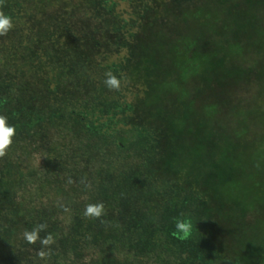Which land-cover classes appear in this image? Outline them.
Masks as SVG:
<instances>
[{"label": "rangeland", "instance_id": "obj_1", "mask_svg": "<svg viewBox=\"0 0 264 264\" xmlns=\"http://www.w3.org/2000/svg\"><path fill=\"white\" fill-rule=\"evenodd\" d=\"M77 1L0 7L14 25L0 36V115L16 130L0 158V264H264V0H128V16L124 4L109 15L101 0L92 10ZM187 39L197 43L187 56L207 59L162 93ZM1 44L27 64L12 65ZM107 73L130 100V114H118L126 146L118 131L95 135L75 121L113 109ZM232 182L240 190L228 193ZM89 203L104 215L86 217ZM40 224L46 248L23 238Z\"/></svg>", "mask_w": 264, "mask_h": 264}, {"label": "trees", "instance_id": "obj_2", "mask_svg": "<svg viewBox=\"0 0 264 264\" xmlns=\"http://www.w3.org/2000/svg\"><path fill=\"white\" fill-rule=\"evenodd\" d=\"M78 1H77V3H78ZM82 2L87 4L86 9L90 8V10H92L93 8H97L96 7V5H97L96 0H82ZM100 3L102 6H104V9L107 10L109 15L114 14V13L117 14L118 13L117 11H119V7L122 8V6L124 4L125 5L124 10L123 11L121 10L120 12L125 13V15L128 16V11L126 8V6L129 5L128 0H101ZM44 4L42 2L41 6L44 7L43 10L45 9V11H48V10L50 11L52 9H55L53 4L52 5L46 4V3H44ZM35 9H36V7H35ZM126 18H127L126 20H128V17H126ZM131 19H133V18L131 17ZM122 27L123 26H121V30H122ZM196 44H197L196 41H194V40L189 41L187 39V40H185V43L182 42V45L180 46V48H177L176 54L182 55V57L179 58L177 61V68H178L177 79L168 78V79L163 80L160 84V86H161L160 92L164 93L166 90H171V89L173 91V89H176V87H178L179 85L181 86L182 83L183 84L186 83L187 81H189V78H191L193 75H195L196 73L201 71L203 62L207 59V56H200V55H197V53L194 54L193 56H187V54H189L188 49L196 47L197 46ZM1 46H2V50L5 51L6 53H8V55H10V58H8V60L11 61L12 65L14 64L15 67H19V65L23 61V58L20 57V55H18L17 52H14V50H16V46L10 45V44H9V46H7L5 44H1ZM29 47H32V45L30 44ZM125 50L126 49L123 46H121L120 48H118V50L116 52L114 51V54L118 57H121V59H122L123 56L124 57L126 56ZM241 52L242 51L238 46H232L228 50V54H230L233 57L234 56L240 57L239 55L241 54ZM127 58L129 60L131 59L130 56H128ZM119 62L123 63V60H120ZM23 63L25 65L27 64V62H25V61H23ZM36 64H37V62L34 60V61L30 62L28 66H30V67L35 66ZM106 66H107L106 70L108 72L113 70L114 73H116L117 76L121 79V81L126 80L123 78V74L121 73V70L118 69V63H111V64L107 63ZM128 98L129 97H128L127 91H125V89L122 88L119 90L116 99L112 98V100L107 101L108 103H112L111 105H113V109H111L110 111L108 110V112L106 111L107 106H104L102 108H98L97 110L87 109L85 113L78 114V116L75 118V121H76L77 125L83 124L85 131L90 132V133L95 134V135H110V134H113L114 132L118 131L119 136L117 137V142L119 143V145L120 146L129 145V142H130V144L132 142V140H130V138L132 136H130L128 133L123 131L125 124L120 122L118 119L119 112H122L124 115L130 114L131 107H130V100ZM206 109L208 110V112L213 111L214 106H207ZM120 129L122 132L119 131ZM145 131H146V128H139L138 134L144 135ZM260 149H261V151L263 150V153H264V147H262ZM263 157H264V155H263ZM263 157L261 156V158H263ZM14 182H16V180ZM234 189L237 191H238V189L240 190L239 182H232V183L228 184V193L230 192V190H234ZM250 195H252V194H250ZM179 236H181V235H179Z\"/></svg>", "mask_w": 264, "mask_h": 264}, {"label": "clouds", "instance_id": "obj_3", "mask_svg": "<svg viewBox=\"0 0 264 264\" xmlns=\"http://www.w3.org/2000/svg\"><path fill=\"white\" fill-rule=\"evenodd\" d=\"M3 6V0H0V7ZM14 27L11 18L6 16L3 11H0V36H5ZM105 85L110 90L119 91L120 80L112 73L106 74ZM16 135L14 126H11L7 122V117L0 115V158L7 155L8 149L13 143V137ZM84 215L90 218H100L104 215L103 203H89L85 207ZM47 228V225L40 224L34 227L31 231H25L23 238L28 244H35L38 240L42 247L46 248L53 243L51 236L41 238L39 233ZM191 223L190 221H177L176 230L181 234L182 238H187L191 234ZM49 253L41 250L39 256L44 258Z\"/></svg>", "mask_w": 264, "mask_h": 264}, {"label": "bare ground", "instance_id": "obj_4", "mask_svg": "<svg viewBox=\"0 0 264 264\" xmlns=\"http://www.w3.org/2000/svg\"><path fill=\"white\" fill-rule=\"evenodd\" d=\"M41 42V41H40ZM43 43V42H42ZM44 44H45V42H44ZM48 44V43H47ZM23 45V44H22ZM38 45V44H37ZM24 46V45H23ZM43 46V45H42ZM45 46V45H44ZM40 47V46H39Z\"/></svg>", "mask_w": 264, "mask_h": 264}]
</instances>
